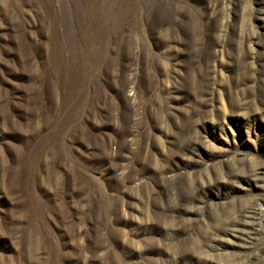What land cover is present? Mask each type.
Wrapping results in <instances>:
<instances>
[{"label":"rangeland","instance_id":"1","mask_svg":"<svg viewBox=\"0 0 264 264\" xmlns=\"http://www.w3.org/2000/svg\"><path fill=\"white\" fill-rule=\"evenodd\" d=\"M264 0H0V264H264Z\"/></svg>","mask_w":264,"mask_h":264},{"label":"bare ground","instance_id":"2","mask_svg":"<svg viewBox=\"0 0 264 264\" xmlns=\"http://www.w3.org/2000/svg\"><path fill=\"white\" fill-rule=\"evenodd\" d=\"M264 221V220H263Z\"/></svg>","mask_w":264,"mask_h":264}]
</instances>
